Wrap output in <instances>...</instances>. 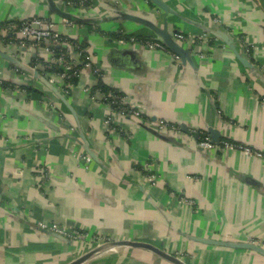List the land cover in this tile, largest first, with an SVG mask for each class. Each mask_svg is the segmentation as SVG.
Instances as JSON below:
<instances>
[{
	"label": "crops",
	"instance_id": "obj_1",
	"mask_svg": "<svg viewBox=\"0 0 264 264\" xmlns=\"http://www.w3.org/2000/svg\"><path fill=\"white\" fill-rule=\"evenodd\" d=\"M163 1L173 12L149 0H0V264H66L100 238L150 242L187 264H264L202 241L264 246V159L196 146L213 128L264 152V0ZM31 18L71 47L21 44L16 25ZM165 23L187 37L190 61L118 42L161 41L151 26ZM85 57L100 75L63 72ZM84 264L171 263L120 247Z\"/></svg>",
	"mask_w": 264,
	"mask_h": 264
},
{
	"label": "built area",
	"instance_id": "obj_2",
	"mask_svg": "<svg viewBox=\"0 0 264 264\" xmlns=\"http://www.w3.org/2000/svg\"><path fill=\"white\" fill-rule=\"evenodd\" d=\"M212 21L214 24H218V25L221 23L218 18H213ZM16 26L18 27L19 40L21 44L32 43L35 45H40L47 41V42L54 43V44L59 43L63 45L65 48L71 47L69 38L62 36L58 32H56L54 29V24L51 21H48L46 19L31 18V19L21 20L18 22V25ZM172 37L175 40V42H177L178 44H180V42L188 40L187 37L183 33H180V32H175L172 35ZM118 42L120 44L138 43L139 45L145 48H149V49L157 48V49L171 52L165 46L164 43H162L159 40H155V39L137 38L134 36L130 38L120 37L118 38ZM47 50H50V47H48ZM171 54L173 56V59L179 63L180 57L173 52H171ZM85 68H90L95 75H100V70L97 67L92 66L88 57H85L84 59H80L79 61H76V60L68 61L63 68L64 69L63 72L67 73L68 70H71V71L73 70V73L77 74L80 69H85ZM102 99L112 105H115V106L117 105L116 108L113 107L114 109H117V111H125L127 115H131L137 118L141 116L142 112L139 108L137 109L135 106H131L129 104L127 105V103H125V99L123 101V98H120L114 92H107V93L102 94ZM105 122L106 124L108 123V121H105ZM164 125L166 124L162 122L160 124L158 123V127L164 126ZM196 138H197L196 146L204 151H213V150H218L222 152L227 151V150L240 151L247 156L264 159V152L258 149L251 148L247 146L246 144L232 142L227 139L219 140L217 143H215L211 140L210 136L207 133L202 132V131L197 133ZM150 181L151 182L154 181L153 176H151ZM39 226L43 229L47 228L49 230L58 232L60 234L65 233L64 230H62L56 225L48 226L46 224H39ZM81 237H82V234L80 231L73 230L70 233V238L73 239L74 241L80 240ZM97 238H100V237H97ZM105 241H109V239L100 238V240L98 239L96 241L97 242L96 244H99Z\"/></svg>",
	"mask_w": 264,
	"mask_h": 264
},
{
	"label": "water",
	"instance_id": "obj_3",
	"mask_svg": "<svg viewBox=\"0 0 264 264\" xmlns=\"http://www.w3.org/2000/svg\"><path fill=\"white\" fill-rule=\"evenodd\" d=\"M153 5H155L157 8L161 9L164 13H169L173 12L172 9L163 1V0H149ZM50 8L55 9V5L52 1H50ZM153 30L158 34V36L161 39V42L165 44V46L173 53L177 54L180 57V62L185 63L186 61H190V57L188 52L171 36L170 32L167 29V24L165 23L161 29L155 28L151 26ZM218 31V30H216ZM213 35L216 36L218 35L217 32L213 31ZM225 35L227 33L225 32ZM228 40L230 41V45L236 54L237 58L239 59L240 62H242L245 65L250 66L248 59L246 57H243L240 55L237 50L235 49L233 45V41L228 36ZM0 54L3 55L4 57L5 54H3L0 51ZM185 130V128H184ZM208 132L211 135V140L215 143L219 141L220 138V132L217 129L213 128H208ZM88 153L95 158V156L92 154V152L88 149ZM205 243H211V244H220L223 246H229L233 248H245V249H250L255 252L261 253L264 255V246L259 245L255 242L252 241H243V242H233V241H216V240H202ZM118 246H126L129 248H136V249H144L147 250L156 256L162 258L163 260L168 261L171 264H187L184 260H182L180 257L171 254L158 246L150 243V242H143V241H136V240H125V239H119V240H109L105 241L99 244L94 245L92 248L89 250L81 253L77 257L73 258L71 261L67 262L66 264H84L85 262L91 260L92 258H95L96 256L100 254H104L107 251L113 250L115 247Z\"/></svg>",
	"mask_w": 264,
	"mask_h": 264
},
{
	"label": "bare ground",
	"instance_id": "obj_4",
	"mask_svg": "<svg viewBox=\"0 0 264 264\" xmlns=\"http://www.w3.org/2000/svg\"><path fill=\"white\" fill-rule=\"evenodd\" d=\"M120 247H126V246H118V247H115L114 249H116V248H120Z\"/></svg>",
	"mask_w": 264,
	"mask_h": 264
},
{
	"label": "trees",
	"instance_id": "obj_5",
	"mask_svg": "<svg viewBox=\"0 0 264 264\" xmlns=\"http://www.w3.org/2000/svg\"><path fill=\"white\" fill-rule=\"evenodd\" d=\"M152 4V3H151Z\"/></svg>",
	"mask_w": 264,
	"mask_h": 264
}]
</instances>
